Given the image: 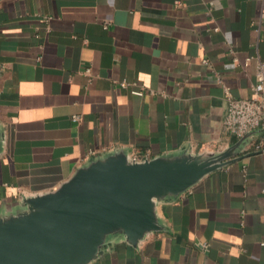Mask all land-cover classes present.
<instances>
[{
	"label": "crops",
	"instance_id": "obj_1",
	"mask_svg": "<svg viewBox=\"0 0 264 264\" xmlns=\"http://www.w3.org/2000/svg\"><path fill=\"white\" fill-rule=\"evenodd\" d=\"M259 62L264 0H0V215L119 151H226V96H252ZM263 134L89 264H264Z\"/></svg>",
	"mask_w": 264,
	"mask_h": 264
},
{
	"label": "water",
	"instance_id": "obj_2",
	"mask_svg": "<svg viewBox=\"0 0 264 264\" xmlns=\"http://www.w3.org/2000/svg\"><path fill=\"white\" fill-rule=\"evenodd\" d=\"M257 131L263 130L218 153L145 159L119 151L90 161L56 189L23 198L18 209L0 215V264H89L112 237L137 247L146 234L162 230L156 202L235 161Z\"/></svg>",
	"mask_w": 264,
	"mask_h": 264
},
{
	"label": "built area",
	"instance_id": "obj_3",
	"mask_svg": "<svg viewBox=\"0 0 264 264\" xmlns=\"http://www.w3.org/2000/svg\"><path fill=\"white\" fill-rule=\"evenodd\" d=\"M118 85L126 88L128 84L121 81L118 82ZM131 93L140 96L142 89L131 91ZM77 119V117L72 118L74 121ZM223 129L237 140L254 130H263L264 132V63L259 62L257 65L256 82L252 87L250 98L234 99L226 96ZM253 151L264 154V134L254 143ZM260 244L264 245V241Z\"/></svg>",
	"mask_w": 264,
	"mask_h": 264
}]
</instances>
